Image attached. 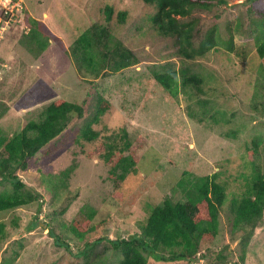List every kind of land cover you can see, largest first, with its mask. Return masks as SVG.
Returning a JSON list of instances; mask_svg holds the SVG:
<instances>
[{
    "label": "rangeland",
    "instance_id": "374dc122",
    "mask_svg": "<svg viewBox=\"0 0 264 264\" xmlns=\"http://www.w3.org/2000/svg\"><path fill=\"white\" fill-rule=\"evenodd\" d=\"M107 3L113 7V17L119 10L127 12L123 23L112 19L109 25L132 53L133 62L116 72L102 70L94 77L89 68L78 71L84 62L72 56L70 47L91 24L106 22L103 8ZM25 6L29 17L41 20L53 38L40 50L27 36L32 27L26 20L8 29L0 41V107L4 108L0 127L4 132L20 131L60 97L85 104L86 112L99 97L110 108L100 123L93 124L100 129L97 140L87 143L78 136L84 120L76 121L31 157L25 170L17 171L26 187L41 198L0 212L6 231L0 241V264H6L4 260L10 264H82L84 256L75 254L83 246L82 240L65 237L72 252L54 244L49 235L52 222L56 232L62 231L55 222H68L87 206L95 209L96 222L102 220L87 240L129 237L138 233L137 221L148 215L151 206L167 196L185 199L183 192L174 189L185 170L190 177L216 172V179L231 197L242 194L252 161L264 168V154L258 149L257 154L250 151L257 138V147L264 146V115L249 105L264 98V61L257 52L251 24L264 0H227L226 5L196 8L184 17V21L194 20V30L201 34L212 25L224 30L237 18L245 25V33L234 34L235 46L244 47L243 53L221 47L192 59L177 51L174 37L155 30L149 18L155 6L144 0H25ZM168 70L177 73L176 95L169 94L154 77V72ZM184 75L199 81L183 82ZM122 127L134 144H140V158L136 171L121 182L119 197L114 194L121 183L109 177V164L95 151L104 135ZM90 150L95 153L91 158L86 154ZM70 166L67 176L63 171ZM55 184H60L61 195L51 193ZM4 187L10 188V184L0 177V190ZM230 218L229 207L224 205L215 241L200 249L195 258L149 260L147 264H264L263 220L243 249L240 239L228 231ZM110 250L104 239L90 255H107Z\"/></svg>",
    "mask_w": 264,
    "mask_h": 264
},
{
    "label": "trees",
    "instance_id": "16d2710c",
    "mask_svg": "<svg viewBox=\"0 0 264 264\" xmlns=\"http://www.w3.org/2000/svg\"><path fill=\"white\" fill-rule=\"evenodd\" d=\"M144 1L155 6V11L149 16L152 26L159 34L174 37L178 44L177 51L184 57L192 59L221 47L229 52L237 51L236 54L244 52V47L241 49L234 43L236 32L245 33V25L242 26L238 18L232 24L226 25L224 30L219 29L218 25H212L203 34L194 30L196 26L194 20H182L192 14L196 8L211 10L215 6L226 5L227 0ZM250 1L255 0H247V2ZM249 8L251 9V6ZM27 12L25 8L24 21L27 20L32 27L27 36L42 50L53 35L42 26L41 20L29 17ZM126 13V10H119L113 17V7L107 3L103 8L107 23L91 24L78 34L70 47L72 56L84 62L83 66L80 65L77 68L78 71H82V67L84 70L89 68V73L97 77L102 70L110 68L111 71L116 72L131 65L132 53L116 37L109 25L112 19L123 23ZM251 24H253L252 31L257 52L264 61V7L259 9V15ZM225 34H227L226 37H224ZM195 39L198 40L196 46ZM154 77L169 94L176 95L177 73L175 70L154 72ZM191 81L198 83L199 78L184 75L183 82ZM206 102L201 103L206 104ZM249 105L256 113L264 115V98L254 104L250 102ZM109 108L110 103L102 97H99L95 105L87 112L85 104L60 97L48 103L40 112L38 119L29 120L20 131L9 135L0 127V177L10 184V188L4 187L0 190V212L15 209L41 198L40 193L27 188L17 175L18 170L27 168L31 157L43 147L48 146L76 121L84 120V124L78 130V136L87 143L97 140L100 137V129L94 128L93 124L100 123L102 115ZM3 112L4 108L0 107V117ZM104 136L95 153L109 164L108 175L116 184H119L124 182L129 172L136 171L140 158L137 149L140 144H134L129 138L128 131L123 127L117 133ZM258 136L255 135V137ZM258 141L259 138L251 142L250 151L257 154L258 149L264 154V146L257 147ZM95 153L90 150L86 154L91 158ZM262 157L264 161V155ZM251 167L250 174L244 177L246 182L242 194L231 197L227 196L224 184L216 179V172L190 177L189 171L185 170L174 187L176 191L179 189L181 193L183 192L185 199L177 200L167 196L163 201L151 206L148 215L137 221L138 233L129 237L100 236L87 240V235L99 229L102 222V220L95 221V209L87 206L85 209L78 210L68 222L56 221L55 226L63 228L62 231L56 232L52 222L49 235L54 237V244L63 246L70 252L73 250L65 237L72 235L82 240L83 246L79 247L75 253L84 256L82 264L87 262L90 264H147L149 260L159 262L190 260L195 258L200 249L215 241L219 233V212L226 205L231 213V218L228 219V231L232 237L240 239V246L244 249L257 223L260 220L264 222V168L260 163H253V161ZM71 170L72 166L63 172L68 176ZM59 186L60 184H55L52 188L53 196L61 195ZM121 186L122 183L116 186L117 193L114 196H122ZM64 210L65 208L62 209ZM5 235V223L0 222V241ZM104 239L109 243L111 253L90 255V251ZM4 263L10 264L7 260H4Z\"/></svg>",
    "mask_w": 264,
    "mask_h": 264
},
{
    "label": "built area",
    "instance_id": "2783aa9c",
    "mask_svg": "<svg viewBox=\"0 0 264 264\" xmlns=\"http://www.w3.org/2000/svg\"><path fill=\"white\" fill-rule=\"evenodd\" d=\"M24 0H0V38L12 26L24 20Z\"/></svg>",
    "mask_w": 264,
    "mask_h": 264
},
{
    "label": "clouds",
    "instance_id": "9594fccd",
    "mask_svg": "<svg viewBox=\"0 0 264 264\" xmlns=\"http://www.w3.org/2000/svg\"><path fill=\"white\" fill-rule=\"evenodd\" d=\"M24 4H25V0H24ZM25 8H26V6H25ZM23 21H24V20H23ZM12 26H13V25H12ZM12 26H11L9 29H11ZM5 34H6V33H5ZM5 34H4V36H5ZM4 36L0 38V41L4 38Z\"/></svg>",
    "mask_w": 264,
    "mask_h": 264
}]
</instances>
